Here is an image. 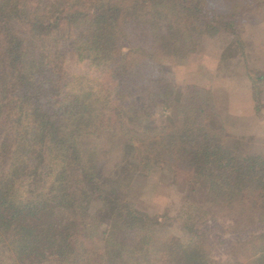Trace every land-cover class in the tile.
Returning a JSON list of instances; mask_svg holds the SVG:
<instances>
[{
  "label": "trees",
  "instance_id": "1",
  "mask_svg": "<svg viewBox=\"0 0 264 264\" xmlns=\"http://www.w3.org/2000/svg\"><path fill=\"white\" fill-rule=\"evenodd\" d=\"M225 1L209 13L207 0H0V264H221L205 228L223 217L236 264H264V155L231 140L215 85L180 87L165 73L168 54L227 30L213 75L248 63L257 93L264 73L237 54L238 17L264 0ZM68 53L113 84L66 71ZM114 155L203 197L168 219L109 199ZM170 221L188 236L175 250L143 236Z\"/></svg>",
  "mask_w": 264,
  "mask_h": 264
},
{
  "label": "rangeland",
  "instance_id": "2",
  "mask_svg": "<svg viewBox=\"0 0 264 264\" xmlns=\"http://www.w3.org/2000/svg\"><path fill=\"white\" fill-rule=\"evenodd\" d=\"M206 8L209 13V9L216 13H225L229 5L225 0H207ZM238 21L240 31H243L247 42L238 47L237 54L240 53L239 58L243 56L242 52L246 54L244 57L252 54L253 65L264 73V7L249 11L242 18L239 16ZM226 31L220 29L218 32L204 34L203 38L184 54H168L170 57L165 65L170 68L165 73L170 82L180 87L187 84L201 87L215 85V102L223 113L222 119L231 140L235 141L238 138L240 142H244L245 149L264 155V82L260 81L262 86L257 90V93L251 89L250 74H248L251 65L248 63L235 68V72L220 75L222 78H218L219 75H213L217 70L220 52L229 40ZM63 66L71 74L93 76L101 78L108 85L113 84L109 75L94 68L88 59H78L75 54L68 53ZM174 108L178 110L181 106L177 104ZM170 113L171 111L166 109L163 113L158 111L157 116L162 119ZM176 122L181 125V119H177ZM111 162L121 168V171L117 173V180L112 190L107 195L114 201H131L146 213L160 215L167 213L166 219H168L171 213H176L175 208L181 206L184 200L199 202L203 197L202 193H196L190 184L179 186L178 183L171 182L159 168L141 175L139 174L140 168L136 165L126 168L123 165L125 161L119 155H114ZM96 214L98 217H94L95 220L92 224L98 226L100 231L104 229L105 224L103 218L99 217L100 213ZM226 221L229 219L223 217L219 223L209 224L205 229L216 239L215 258L221 264H236L235 252H229L228 247L222 242L223 238L232 239L235 237L232 233L234 228L230 227ZM154 225L156 226L155 223ZM168 227H170L169 230ZM149 230L151 231L143 233L144 237L155 240L156 246L167 247L171 251L188 240L183 229L173 221L167 223L166 228L160 227L154 232L150 227ZM159 230L162 233L156 234Z\"/></svg>",
  "mask_w": 264,
  "mask_h": 264
}]
</instances>
